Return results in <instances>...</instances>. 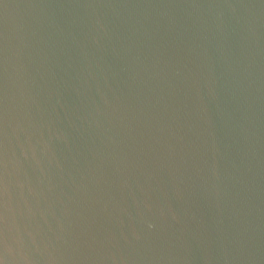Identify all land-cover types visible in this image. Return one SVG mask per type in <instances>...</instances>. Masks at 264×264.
<instances>
[{"label": "water", "instance_id": "1", "mask_svg": "<svg viewBox=\"0 0 264 264\" xmlns=\"http://www.w3.org/2000/svg\"><path fill=\"white\" fill-rule=\"evenodd\" d=\"M0 264H264V0H0Z\"/></svg>", "mask_w": 264, "mask_h": 264}]
</instances>
